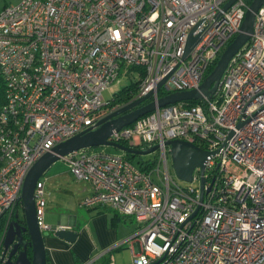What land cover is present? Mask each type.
I'll return each mask as SVG.
<instances>
[{"label": "built area", "instance_id": "2783aa9c", "mask_svg": "<svg viewBox=\"0 0 264 264\" xmlns=\"http://www.w3.org/2000/svg\"><path fill=\"white\" fill-rule=\"evenodd\" d=\"M225 1L1 5L0 72L6 89L0 107V215H10L19 203L35 158L58 140L95 127L117 106L108 107L102 91L117 78L120 64L139 69L131 98L152 90L150 99L157 100L172 89L199 87L208 65L240 30L249 5L230 0L224 6ZM254 14L251 34L227 61L212 93L202 92L195 102L185 97L157 104L111 128L113 140L158 144L152 165L142 169L123 151L86 145L62 155L69 171L91 185L81 204L108 203L141 222L113 244L128 241L130 264H264V0ZM190 30L197 37L186 50ZM171 137L208 149L203 172L198 163L190 179L171 172L165 142ZM41 176L34 200L42 229L51 224L43 220L48 189ZM112 254L110 264H116Z\"/></svg>", "mask_w": 264, "mask_h": 264}, {"label": "water", "instance_id": "95a60500", "mask_svg": "<svg viewBox=\"0 0 264 264\" xmlns=\"http://www.w3.org/2000/svg\"><path fill=\"white\" fill-rule=\"evenodd\" d=\"M230 0H226L224 6L229 5ZM263 0H250L249 5L244 11V17L239 27L240 30L230 38V41L224 48L219 51L216 62L212 65V69L209 70L202 78L200 86H194L193 88H181L178 90H169L162 95L150 99L152 90L144 92L143 95L133 97L126 102L120 101L117 106L110 108L106 114L101 116L97 121L95 127H85L82 130L70 134L69 137L58 140L51 146V149L45 150L43 154L33 160V164L27 169L24 180L21 184L22 200V213L23 217L10 218L7 222V228L2 235V251L7 249V257L0 261V264H47V253L45 250V239L43 237V231L37 223V213L35 212V200H34V184L37 179L43 175L44 170L50 166L59 155H65L72 149H77L83 146H92L97 143L108 144L125 149V151H137V153H146V151L154 150L158 144L152 143L146 146L137 147L136 145L124 144V142L111 139L109 132L113 127H120L122 124L132 122L134 117L145 113L155 108L157 104H165L169 101H177L182 98H200L202 92L212 93L218 86L220 75L224 72L227 61L231 58L232 54L240 48L247 40L248 36L253 30L252 23L254 22L255 14L254 10L257 9ZM196 34L190 30L188 37L186 38V50H189ZM169 73V72H168ZM168 73L158 80L157 85L161 86L163 80ZM170 144L172 156V165L176 170L178 177L190 179L193 174V167L197 163L200 165L203 172V165L208 154V149L200 146L198 143H193L187 138H174L171 137L165 140ZM203 176H200L201 184L203 186ZM53 233L58 236H64L68 240H73L75 230L64 224L58 222L53 226ZM24 232L27 234L24 236ZM21 245L20 247H18ZM27 246H30L31 255H29ZM18 248V249H17ZM17 252L16 257L12 254Z\"/></svg>", "mask_w": 264, "mask_h": 264}, {"label": "crops", "instance_id": "0c3cea01", "mask_svg": "<svg viewBox=\"0 0 264 264\" xmlns=\"http://www.w3.org/2000/svg\"><path fill=\"white\" fill-rule=\"evenodd\" d=\"M44 172L41 177L45 179L44 184L48 189L47 203L43 210L44 220L51 224L48 228H42L47 264L84 263L92 255H99L107 249L115 247L114 243L124 240L132 233L120 224L119 219L125 217H118L122 213L114 206L101 202L91 206L81 204V197L85 193L91 192V185L87 180L79 179L69 171L75 177L72 182L64 183L62 182L63 178H57L59 174L64 175L61 172L59 174L51 172V176L55 175L53 178H56L51 181L48 180L49 173L45 172L44 174ZM137 221L139 220L137 219ZM57 222L76 229L73 240L53 233V226Z\"/></svg>", "mask_w": 264, "mask_h": 264}, {"label": "rangeland", "instance_id": "374dc122", "mask_svg": "<svg viewBox=\"0 0 264 264\" xmlns=\"http://www.w3.org/2000/svg\"><path fill=\"white\" fill-rule=\"evenodd\" d=\"M19 2L20 0H0V7L1 5L3 4H7V3H14V2ZM124 64H120L119 66V72H118V75H117V78H115L114 80H112L111 82V85L107 86L103 91H102V94L103 96H105L106 99H109V103L107 104L108 107L109 106H112L113 104H116V103H119L120 100L116 103H112L113 100H112V97L114 96L113 93L116 92V90H118V88L120 86H124L126 84L130 85L132 83V81L136 82L137 78L139 77V69L137 67H134V65H129V67L127 68V70L124 69ZM144 146V145H142ZM89 148H95V147H99L101 149H106V150H112L114 152H121L123 151L124 153L126 152L125 149H123L122 147L119 148L117 146H113L111 145L110 143L108 144H95V145H92V146H88ZM157 152L156 150H152V151H146V153H137L134 155L133 160L135 159V156L137 155L138 156H142V157H146V156H149V157H155L157 155ZM170 156V154H169ZM169 169L171 170V172L177 177V173H176V170L174 169L173 165H172V156L169 157ZM68 163L67 161L61 156L59 155L58 158H56L54 160V162L48 166L46 169H45V172H48L49 173V177H48V180H55L56 178H53L55 175L51 176V172H55L57 174H59V172L61 173H64L63 174H59V176H57V178L61 177L63 178L62 179V182L66 183L68 181L72 182V180H75V177L72 173H70L68 171ZM44 172V174H45ZM47 180V181H48ZM182 181L183 183L185 182V180H180ZM48 187V186H47ZM20 208L18 210V212L22 215V207L23 205H19ZM45 219V218H44ZM43 219V220H44ZM45 221V220H44ZM120 221V224L122 226H125L127 228L128 231H132L134 232L138 227H139V221H137L136 217L134 214H131V215H126L124 219H119ZM46 222V221H45ZM139 224V225H138ZM3 233V228L0 226V234ZM113 252V260H116L115 262L117 264H125V263H131L132 262V259H131V248L128 244V241H125V243L121 244L120 246H118L117 248L116 247H113L112 250ZM95 255V254H94ZM110 251H107L105 254L104 253H100L99 255H95V256H91V259L93 260L92 262L94 263H98L100 261H104L105 264H110Z\"/></svg>", "mask_w": 264, "mask_h": 264}, {"label": "trees", "instance_id": "16d2710c", "mask_svg": "<svg viewBox=\"0 0 264 264\" xmlns=\"http://www.w3.org/2000/svg\"><path fill=\"white\" fill-rule=\"evenodd\" d=\"M248 2H250V0H246ZM218 58V57H217ZM217 58L215 59V61H213L210 65H208V68H207V71L206 73L212 69V65L214 64V62H216ZM5 77L3 76V74H1L0 72V107L2 106V104L4 103V95H5ZM138 86V80H136V82L132 81V83L130 85L126 84L124 86H120L118 88V90H116L115 93H113V97H112V100L113 102L112 103H116L118 102L119 100L120 101H123V102H126L127 100H129L131 98V96L133 95L132 92L134 89H136ZM108 103H109V99H107ZM195 100H200L198 99V97H194V98H188V101L189 102H195ZM121 142H124V144H129L126 140L124 139H121L120 140ZM130 145V144H129ZM131 145H136L137 147H141L142 145L146 146L147 144H145L144 142H140V143H133ZM137 151H134V152H131V151H126L124 153V155L127 157V158H130L132 161H135L138 166L142 169H146L147 167H149V165H152V163L154 162V157H149V156H146V157H142V156H138L137 155L135 156V159L133 160L132 157H134V155L136 154ZM19 203L16 205L15 208H12V210L10 211V215L9 213L6 211V212H3L2 215H0V226L4 229V223L5 221H7L8 218H12V217H16V218H22L23 217V214L21 215L18 210L20 208L19 205L22 206V200L19 199ZM121 216H118V217H121V218H124L126 215H128L127 213H123V214H120ZM113 248V247H112ZM112 248L106 250L104 252V254L107 252V251H110V253H112ZM27 250H28V253L29 255H31V249L29 246H27ZM103 253V252H102ZM81 264V263H79ZM88 264H105L104 261H100L98 263H94V262H89ZM117 264V263H116Z\"/></svg>", "mask_w": 264, "mask_h": 264}, {"label": "flooded vegetation", "instance_id": "af4514ba", "mask_svg": "<svg viewBox=\"0 0 264 264\" xmlns=\"http://www.w3.org/2000/svg\"><path fill=\"white\" fill-rule=\"evenodd\" d=\"M13 218H15V217H13ZM24 236H26V238H27V234H26V232H24ZM21 245H19L18 247H20ZM30 247V246H29ZM18 249V248H17ZM7 253H8V251H7V249L5 250V252L3 251V255H0V261L2 260V259H5L6 257H7ZM16 254H17V252H14L13 254H12V256L13 257H16Z\"/></svg>", "mask_w": 264, "mask_h": 264}]
</instances>
